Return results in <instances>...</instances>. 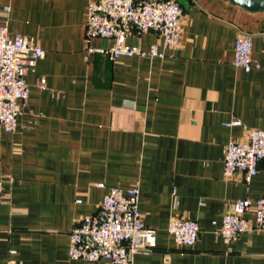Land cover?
<instances>
[{
    "label": "crops",
    "instance_id": "0c3cea01",
    "mask_svg": "<svg viewBox=\"0 0 264 264\" xmlns=\"http://www.w3.org/2000/svg\"><path fill=\"white\" fill-rule=\"evenodd\" d=\"M89 1L8 2L9 33L45 55L26 76L29 98L16 131L0 124V264H109L68 255L71 229L96 213L105 194L97 183L140 190L139 214L156 236L134 264H264V231L228 246L216 235L231 202L264 198V161L248 184L223 175L226 144L244 141L245 128L264 131V70L233 66L243 33L264 67V12L176 0L183 8L176 48L133 31L126 43L156 44L165 58L112 62L86 52ZM89 44L105 49L113 41ZM234 119L242 126L228 127ZM179 217L198 224L192 248L174 245L167 233Z\"/></svg>",
    "mask_w": 264,
    "mask_h": 264
},
{
    "label": "built area",
    "instance_id": "2783aa9c",
    "mask_svg": "<svg viewBox=\"0 0 264 264\" xmlns=\"http://www.w3.org/2000/svg\"><path fill=\"white\" fill-rule=\"evenodd\" d=\"M0 1L5 3L0 11V124L4 131L13 133L29 98L26 76L34 71L45 52L31 39L9 33L10 0ZM86 12V52L101 54L112 62L126 57L165 58L156 44L143 50L126 43L133 31L138 35L155 33L166 49L176 48L180 41L183 8L176 0H90ZM96 38L110 39L113 45L93 48L89 41ZM251 52V37L239 34L234 44L233 66L245 72L264 70L252 59ZM38 87L46 88L45 79H40ZM227 126L241 127L242 124L234 119ZM244 131V141H231L223 149V175H239L248 184L264 161V131L249 128ZM95 186L105 189V194L96 213L84 217L71 229L69 258L86 263L134 264L135 255L155 247L156 236L139 214L140 190L106 188L102 183ZM250 214L251 220L247 218ZM250 230L264 231V198L231 202L221 217L216 235L228 246ZM167 233L174 245L192 248L197 243L199 227L195 221L179 217L168 223Z\"/></svg>",
    "mask_w": 264,
    "mask_h": 264
},
{
    "label": "water",
    "instance_id": "95a60500",
    "mask_svg": "<svg viewBox=\"0 0 264 264\" xmlns=\"http://www.w3.org/2000/svg\"><path fill=\"white\" fill-rule=\"evenodd\" d=\"M249 12H264V0H225Z\"/></svg>",
    "mask_w": 264,
    "mask_h": 264
},
{
    "label": "trees",
    "instance_id": "16d2710c",
    "mask_svg": "<svg viewBox=\"0 0 264 264\" xmlns=\"http://www.w3.org/2000/svg\"><path fill=\"white\" fill-rule=\"evenodd\" d=\"M106 57V56H105Z\"/></svg>",
    "mask_w": 264,
    "mask_h": 264
}]
</instances>
